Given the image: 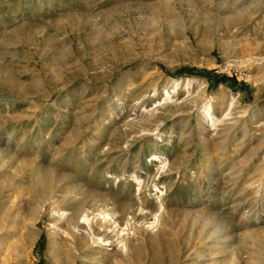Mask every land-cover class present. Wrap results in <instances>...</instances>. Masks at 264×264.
Instances as JSON below:
<instances>
[{
    "label": "rangeland",
    "instance_id": "1",
    "mask_svg": "<svg viewBox=\"0 0 264 264\" xmlns=\"http://www.w3.org/2000/svg\"><path fill=\"white\" fill-rule=\"evenodd\" d=\"M0 264H264V0H0Z\"/></svg>",
    "mask_w": 264,
    "mask_h": 264
},
{
    "label": "bare ground",
    "instance_id": "2",
    "mask_svg": "<svg viewBox=\"0 0 264 264\" xmlns=\"http://www.w3.org/2000/svg\"><path fill=\"white\" fill-rule=\"evenodd\" d=\"M111 219H112V218H111ZM117 220H118L117 218H115L114 220L112 219V223H116V224H118ZM76 222H77V221H76ZM76 222H75V219H73L72 224L78 225ZM107 223L109 224V222H106V224H107ZM72 224H71V225H72ZM116 224H115V225H116ZM119 225H120V224H119ZM90 228H91V233H92L93 236H100V237H102V238H106V237H107L106 234H103V233L100 232L99 230H95L93 226H91Z\"/></svg>",
    "mask_w": 264,
    "mask_h": 264
}]
</instances>
